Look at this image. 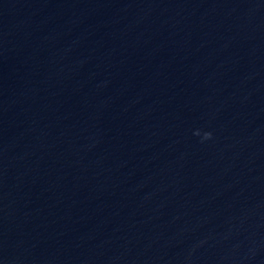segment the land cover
<instances>
[{"label":"water","instance_id":"obj_1","mask_svg":"<svg viewBox=\"0 0 264 264\" xmlns=\"http://www.w3.org/2000/svg\"><path fill=\"white\" fill-rule=\"evenodd\" d=\"M0 264H264V0H0Z\"/></svg>","mask_w":264,"mask_h":264}]
</instances>
